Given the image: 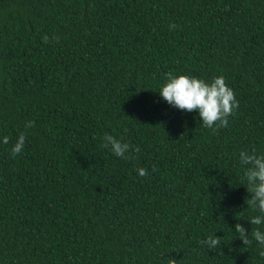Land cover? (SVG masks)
I'll return each instance as SVG.
<instances>
[{
    "label": "trees",
    "instance_id": "trees-1",
    "mask_svg": "<svg viewBox=\"0 0 264 264\" xmlns=\"http://www.w3.org/2000/svg\"><path fill=\"white\" fill-rule=\"evenodd\" d=\"M168 73L224 76L228 126L163 100ZM241 150L264 154V0H0V264H264Z\"/></svg>",
    "mask_w": 264,
    "mask_h": 264
},
{
    "label": "clouds",
    "instance_id": "clouds-1",
    "mask_svg": "<svg viewBox=\"0 0 264 264\" xmlns=\"http://www.w3.org/2000/svg\"><path fill=\"white\" fill-rule=\"evenodd\" d=\"M175 27L177 25H170V29ZM158 92L169 105L187 112L196 110L203 125L213 131L221 127H227L228 117L239 106L234 90L228 86L226 78L222 75L214 77L209 82L186 74L173 75L168 73L166 82ZM34 126L32 121L25 124V128ZM8 139L7 136L3 137V143H8ZM25 140L26 135L21 133L11 149L13 158L23 151ZM103 146L110 148L115 156L121 158H126L125 154L129 153L132 148L129 143L117 139L111 134H106L103 137ZM135 151H139V149L137 148ZM239 162L242 166H246L244 171L247 180L246 188L251 194L247 198V205L261 213V215L252 216L248 222L251 225L260 226L264 224V154L257 155L255 150L252 152L241 150L239 152ZM137 171L141 177L148 175L146 168H139ZM235 232L244 245L251 243L249 232L242 224L237 223L235 225ZM252 237L260 245H264V231L259 227L252 229ZM201 243L209 249H214L220 246L221 240L219 236L213 234L206 237ZM168 264H178V261L169 258Z\"/></svg>",
    "mask_w": 264,
    "mask_h": 264
}]
</instances>
